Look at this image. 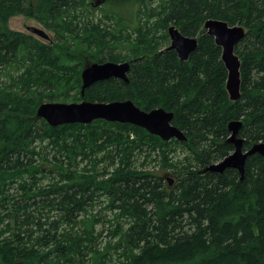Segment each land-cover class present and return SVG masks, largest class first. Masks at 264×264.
<instances>
[{
  "label": "trees",
  "instance_id": "16d2710c",
  "mask_svg": "<svg viewBox=\"0 0 264 264\" xmlns=\"http://www.w3.org/2000/svg\"><path fill=\"white\" fill-rule=\"evenodd\" d=\"M106 5L109 30L125 25L132 32L127 47L121 32L115 44L108 29L99 35L104 18L94 23L87 0H35L32 6L0 0V264H84L91 258L108 264L110 249L119 264H264V158H247L242 180L233 169L202 172L232 153L226 140L233 120L242 122L246 150L264 142V0ZM14 15L42 23L56 33L55 41L42 44L11 31L7 22ZM208 19L245 31L235 49L237 102L225 89L221 50L203 29ZM70 24L89 30L79 34ZM169 25L197 39L187 61L166 49ZM85 60L130 61L128 82H97L81 98ZM57 100L162 108L173 113L172 125L187 140L163 142L136 126L101 120L52 128L36 111ZM177 149L189 154L173 161ZM151 163L149 169L158 164L176 176L173 187L146 170ZM96 206L112 219L101 211L86 219ZM100 220L109 227L102 250L94 247L101 241L93 223Z\"/></svg>",
  "mask_w": 264,
  "mask_h": 264
},
{
  "label": "water",
  "instance_id": "95a60500",
  "mask_svg": "<svg viewBox=\"0 0 264 264\" xmlns=\"http://www.w3.org/2000/svg\"><path fill=\"white\" fill-rule=\"evenodd\" d=\"M128 1V0H113ZM106 0H87L92 8L103 5ZM203 29L207 35L213 37L214 43L221 50V61L226 70L225 89L231 102H237L240 98V60L235 49L242 41L245 31L242 26H230L227 22L218 19H208L204 22ZM28 31L42 39L48 40V36L40 29L28 28ZM170 39L169 50L175 51L181 61H186L190 54L197 48V39L183 36L179 30L171 25L168 27ZM129 63H90L81 71L80 96H84V90L96 82L119 79L128 82L127 72ZM36 117L42 119L48 126L56 128L63 125L81 124L89 125L95 121L108 123L130 124L145 130L148 134L158 137L163 142L175 140L185 142V134L172 125L173 113L162 108L149 112L141 110L131 101L117 102H87L79 103H42L37 108ZM240 120H233L227 125L229 137L226 142L233 146V152L218 163L211 164L202 170L203 173H223L226 169L236 170L240 180L244 176V166L247 158L259 155L264 158V142H258L244 148V139L239 137L242 128ZM169 185L171 181L168 180Z\"/></svg>",
  "mask_w": 264,
  "mask_h": 264
},
{
  "label": "rangeland",
  "instance_id": "374dc122",
  "mask_svg": "<svg viewBox=\"0 0 264 264\" xmlns=\"http://www.w3.org/2000/svg\"><path fill=\"white\" fill-rule=\"evenodd\" d=\"M35 0H29V5L32 6L34 4ZM157 2V0H155V3ZM108 6L107 5H103L101 7V9H97L96 11L93 12V14L90 16L92 18V20L94 21V23H96L97 21H99L100 19L104 18V16L106 15V11H108ZM121 11L123 12L124 15H130L131 14V9L127 6V5H122L121 6ZM77 14H71L70 17L73 19L74 17H76ZM125 24L127 25H134V22L129 23L126 22L125 20H123ZM118 22L117 20L113 21ZM70 29H72L75 32H78L80 34V32L82 34H84L85 30H89L87 28L81 27L79 25H74V24H70ZM111 25V21L106 20L105 18L103 19V21L101 20V29L103 30V32H101L99 35L102 36L105 31L108 29H110ZM204 25V24H203ZM174 26V25H173ZM7 27L14 32H18L21 33L23 35L26 36H31L32 40L38 41L42 44H52L55 41V32L53 30H47L42 23H39L38 21H36L33 18L30 17H26L23 15H14L12 17L9 18L8 22H7ZM36 28V29H40L43 32H45V34L48 36V40L42 39L32 33H30L28 31V28ZM113 31L109 30L110 33V40L112 41L113 44H115V41L117 39V36L119 35V32H121L119 41L122 42L124 44L125 47H127V43L126 40L131 39L133 40V34L132 32L125 26V25H112ZM70 37L74 36V34H70ZM64 42V41H63ZM96 42V41H95ZM98 42V40H97ZM96 42V44H97ZM122 53L126 54V49L121 50ZM82 56V55H80ZM90 63H93V61H90ZM5 77H3L2 79H4ZM7 79H9V76H6ZM5 78V79H6ZM73 93L70 95L72 96ZM47 103H79V102H71V100H66V101H62V100H57V101H52V102H47ZM187 154H189L187 151H182L180 149H177L175 154L173 153L172 155H170V159L175 161L178 159H183ZM45 167V170H50V167H52L51 165L49 166L47 165H42ZM154 166V163H151L149 165L146 166V170L153 173V174H157L159 176H162L165 180L164 181H171V184L168 185L169 187H173V185L176 182V176L174 174H172V172L170 170H161L159 165L156 164V166L151 170L148 167H152ZM101 211V217L103 218V216L105 215L107 219H112V214L110 212L107 211H103L101 209V206H96L93 210L89 211L87 214L84 215V217L90 218L92 216H94L95 212ZM103 211V212H102ZM108 222H105L103 220H100L98 223H93L94 227V232L95 235L97 236V239L100 242V246H94V247H98L99 250H102L103 248L105 249L106 246H103L104 243L107 242L108 240V236H107V232L106 230H109L108 227ZM126 224V223H125ZM89 227H92V225H90L88 223ZM126 226V225H124ZM104 252V251H103ZM112 254V258L110 259L111 261H108V264H119L117 257H116V253L114 252V250L110 249L109 251ZM88 254V253H87ZM85 262L84 264H94L93 262V258L91 259H84Z\"/></svg>",
  "mask_w": 264,
  "mask_h": 264
},
{
  "label": "flooded vegetation",
  "instance_id": "af4514ba",
  "mask_svg": "<svg viewBox=\"0 0 264 264\" xmlns=\"http://www.w3.org/2000/svg\"><path fill=\"white\" fill-rule=\"evenodd\" d=\"M113 1V0H112ZM106 2H107V0H106ZM106 2L103 4V5H106ZM119 2H124V1H119ZM103 5H101L100 7H97V8H92V7H90L92 10H97V9H99V8H101ZM123 15V14H122ZM169 26H171V25H169ZM168 26V27H169ZM167 31H168V28L166 29V34H167V37H168V46H167V48L170 46V39H169V36H168V33H167ZM180 32V31H179ZM206 33V32H205ZM166 48V49H167ZM167 50H169V49H167ZM173 51V50H172ZM175 52V51H174ZM176 54V53H175ZM176 56H177V54H176ZM93 63H97V64H104V63H114V62H109V61H107V62H102V63H98V62H94L93 61ZM121 63H129V65L131 66V62L130 61H124V62H119V63H114V64H121ZM86 64H90V61H88V60H85V62H84V66H83V68L85 67V65ZM82 68V69H83ZM130 69V68H129ZM82 71V70H81ZM128 72H129V70H128ZM128 72H127V74H128ZM111 79H114V78H111ZM110 80V79H109ZM115 80H119V79H115ZM104 81H107V80H104ZM119 81H121V80H119ZM80 82H81V84H80V87H81V85H82V81H81V73H80ZM99 82H103V81H99ZM123 82V81H122ZM97 83V82H96ZM95 84V83H94ZM81 98H83V97H81Z\"/></svg>",
  "mask_w": 264,
  "mask_h": 264
},
{
  "label": "crops",
  "instance_id": "0c3cea01",
  "mask_svg": "<svg viewBox=\"0 0 264 264\" xmlns=\"http://www.w3.org/2000/svg\"><path fill=\"white\" fill-rule=\"evenodd\" d=\"M220 59H221V57H220ZM187 60H188V59H187ZM187 60H186V61H187ZM239 60H240V59H239ZM180 61H181V60H180ZM221 62H222V61H221ZM222 64H223V63H222ZM45 103H47V102H45ZM232 152H233V151H232ZM256 155H257V154H256ZM260 157H261V156H260Z\"/></svg>",
  "mask_w": 264,
  "mask_h": 264
}]
</instances>
